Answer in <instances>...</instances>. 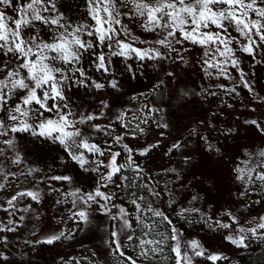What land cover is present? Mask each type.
<instances>
[{
	"label": "rangeland",
	"instance_id": "rangeland-1",
	"mask_svg": "<svg viewBox=\"0 0 264 264\" xmlns=\"http://www.w3.org/2000/svg\"><path fill=\"white\" fill-rule=\"evenodd\" d=\"M57 3L62 4L61 11L76 22L86 16L84 0H57ZM69 8L72 11H68ZM134 32L141 39H152L138 28ZM185 47L186 50L172 54L176 56L175 60L140 61L134 56H113L107 72L97 70L92 64L91 53H85L82 66L90 81L99 82L104 87H73L67 93L74 112L96 114L98 119L92 123L110 126L111 137H123L112 151L121 152L118 160L126 165L121 176L129 178L130 188H113L112 191L118 192L115 203L130 213L131 227L116 229L120 221L110 220L95 205L89 211L88 220L98 218L99 221L74 218L72 202L75 198L71 193L76 188L83 192L92 191L96 174L80 169L58 144L20 134L16 137V145L22 164L5 162V170L27 172L30 168L39 169L26 178L22 176L13 181V185H19L20 191H38L40 199L34 201L31 197H21L14 202L13 211L7 204L9 194H15L13 188L0 189L3 204L0 207V227L15 229L0 231V252L7 257V260L0 258V264H128L125 259L128 260L129 256L136 260V264H149V261L151 264H175V253L171 252L175 242L169 238L173 226L180 230L182 242L197 240L207 251L227 258L216 264H241L243 251L264 242V237L256 239L249 234V246L237 248L224 241L223 230L218 231L214 225L209 227L212 224L209 218L214 215L220 218L219 214L225 211L240 216L245 228L264 222L259 219V214H264V202L256 211L247 210V206L264 201V183L255 181L246 185L236 178L234 171L235 167L244 166L249 154H255L264 146V134L246 123L256 120L264 127V49L251 56L237 50L239 65L236 68L225 65L228 76H220L217 70H211L213 75L207 76L197 62L202 50L190 44ZM104 51L107 54L108 50ZM5 59L0 56V66ZM241 73L249 87L243 86ZM3 75L5 73L0 72V77ZM111 81H115L117 87L113 88ZM102 102L107 107H102ZM121 114L123 118L118 119ZM5 116L6 113L0 110V119ZM81 127L82 130L86 128ZM85 134L93 135L101 144L105 140L112 143L104 133L86 131ZM124 144L133 150L131 167L127 166L129 153L123 149ZM149 144L155 147L141 155ZM177 144L178 147H173ZM209 145L213 146L212 150ZM104 160L107 163V158ZM135 164L144 170L148 181L138 180ZM190 166L192 170L178 172ZM259 171L260 162L257 160L256 172ZM52 176H70L72 181L50 180ZM21 181H24L22 185ZM173 186L176 192L177 189L184 190L178 194L180 196L197 197L193 200L198 201L205 212L199 210L185 219L183 212L173 210L168 198V191ZM149 189L159 195H151ZM133 194L144 197L142 205L145 209L151 205L154 210L163 211L171 218L172 224L167 223L166 228L165 221L147 211L141 222L140 213L130 203ZM218 203L222 206H217L214 211L210 209ZM116 211L112 209L113 213ZM182 221L186 222L183 224L185 233L180 225ZM224 222L228 220L224 218ZM114 230L118 232L117 237L111 236ZM260 232L257 229V233ZM52 236H60L56 246L46 242ZM113 240L121 243L119 251ZM141 240L160 241L158 246L162 251L149 252L148 259H145L141 253L157 245L142 247ZM120 252L124 255L121 256ZM193 264L211 262L204 257H195Z\"/></svg>",
	"mask_w": 264,
	"mask_h": 264
},
{
	"label": "snow or ice",
	"instance_id": "snow-or-ice-1",
	"mask_svg": "<svg viewBox=\"0 0 264 264\" xmlns=\"http://www.w3.org/2000/svg\"><path fill=\"white\" fill-rule=\"evenodd\" d=\"M62 7L57 0H0V56L6 58L0 66V72L5 73L0 77V110L6 113L5 118L0 119V181H3L0 182V189L13 188L15 194H9L7 199L13 211L14 202L21 197L27 196L38 201V191H20V186H14L13 181L22 176L26 178L39 169L6 171L4 165L5 162L17 166L22 164L16 145L18 135L29 134L51 141L61 146L80 169L97 176L92 191L83 192L76 188L71 193L75 198L72 216L87 221L89 211L95 205L110 220L120 221L115 228L122 230L131 227V215L126 208L115 203L118 192L112 189L122 190L130 188V185L129 178L121 176L126 167L118 160L121 152L112 151V148L120 144L123 137H111L110 126L92 123L98 119L96 114L74 112L67 95L73 87H104L99 82L90 81L82 66L85 53H91L92 64L97 70L107 72V65L111 64L110 57L134 56L140 61L175 60L176 56L172 54L186 50L185 46L190 44L202 50L197 62L207 76L213 75L211 70H217L220 76H228L225 65L231 64L233 68L239 65L237 50L251 56L264 49V0H84L83 11L86 16L80 22L65 15L61 11ZM77 7L80 5L77 4ZM137 28L142 34L152 36V39H141L134 32ZM134 44L147 47H136ZM104 49L108 50L107 54ZM240 79L244 87H249L243 73ZM111 85L117 87L115 81H111ZM102 107H107V104L102 102ZM117 118L122 119L123 114ZM246 123L264 134V127L256 120ZM81 126L86 128L82 130ZM86 131L104 133L111 138L112 143L105 140L101 144L93 135H86ZM153 147L155 145H147L141 155ZM123 149L129 153L127 166L131 167L133 150L127 144L123 145ZM212 149L213 146L209 145V150ZM104 158H107V163ZM257 160L260 162L259 172H256ZM243 163V167L234 169L238 180L246 185L255 181L264 183V146L255 154H249ZM135 170L138 177L142 175L138 164H135ZM49 179L72 181L70 176H52ZM23 183L20 182L21 185ZM149 193L159 195L151 189ZM143 199V196L135 194L130 199V203L140 213L141 222L147 211L172 224L171 218L163 211L154 210L151 205L145 209ZM113 208L117 209L115 213L112 212ZM219 217H210L212 224L209 227L214 225L218 231L223 230V239L231 246L247 248L249 234L256 239L264 237V222L256 223V227L245 228L244 221L234 212L225 211ZM224 218L228 222H224ZM259 219L264 221V214H259ZM257 229L261 230L259 234ZM14 230L0 227V231ZM145 235H149V232H145ZM111 236L117 237L118 232L112 231ZM180 237V230L173 226L169 238L175 242L171 247V252L175 253V264H193L195 257H204L211 264L227 259L207 251L197 240L182 242ZM58 239L60 236H52L46 242L51 244ZM113 243L119 251L121 243L118 240H113ZM160 243L141 240L142 247L157 245L141 254L148 259L149 252L162 251L158 246ZM120 255L124 253L120 252ZM0 258L7 260L2 252ZM128 260L130 264H136L132 257L129 256Z\"/></svg>",
	"mask_w": 264,
	"mask_h": 264
},
{
	"label": "trees",
	"instance_id": "trees-1",
	"mask_svg": "<svg viewBox=\"0 0 264 264\" xmlns=\"http://www.w3.org/2000/svg\"><path fill=\"white\" fill-rule=\"evenodd\" d=\"M141 171L143 172L144 170H142V168H140ZM193 167H186V168H182L180 170H178V172H187L189 170H192ZM138 178V180H142V179H146L148 181V177H147V174L145 172L142 173V175H140L139 177L136 176ZM263 201V200H262ZM262 201H259L258 204H255V205H251V206H247V210L249 211H256L258 209V207L262 206L263 202ZM197 211H183V217H187V215H191V216H194L195 213ZM87 221H99L98 218H93V219H90V220H87ZM166 223V228H167V222L165 221ZM186 222L185 221H182L180 222V225H182V232L185 233V230L186 228L184 227L183 224H185ZM107 232H109V219L107 220ZM109 236V234H107V237ZM109 244H111V241L110 239L108 240ZM58 243V240L54 241L52 244H50V246H53V245H57ZM112 245V244H111ZM43 246V245H42ZM114 252V250H113ZM242 257H241V264H264V242L257 247L254 246V247H251L249 248L248 250H245L242 252ZM172 256H173V253H172ZM125 259V258H124ZM125 261L130 264V262L128 260L125 259Z\"/></svg>",
	"mask_w": 264,
	"mask_h": 264
},
{
	"label": "crops",
	"instance_id": "crops-1",
	"mask_svg": "<svg viewBox=\"0 0 264 264\" xmlns=\"http://www.w3.org/2000/svg\"><path fill=\"white\" fill-rule=\"evenodd\" d=\"M183 192H184V190H180V189H177V192H176V189H175L174 186H173L171 191H168L169 202H170V205H171L173 210L177 211V210L184 209V210L192 211V209H198V210H201V211L205 212V210L202 207V205L198 204V201L193 200L192 197L185 198L182 195L181 196L178 195V194H181ZM219 205L222 206V204L218 203V204H216L214 206H211L210 209L214 211V210L217 209V206H219Z\"/></svg>",
	"mask_w": 264,
	"mask_h": 264
}]
</instances>
